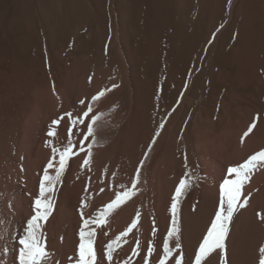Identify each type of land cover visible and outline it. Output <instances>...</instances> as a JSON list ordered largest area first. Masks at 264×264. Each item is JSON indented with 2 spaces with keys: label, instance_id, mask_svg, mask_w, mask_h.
I'll use <instances>...</instances> for the list:
<instances>
[{
  "label": "bare ground",
  "instance_id": "1",
  "mask_svg": "<svg viewBox=\"0 0 264 264\" xmlns=\"http://www.w3.org/2000/svg\"><path fill=\"white\" fill-rule=\"evenodd\" d=\"M243 53L247 57L246 75L217 78L190 113L183 133L177 129L179 114L159 118L152 104L146 102L149 96L144 105H139L141 95L129 93V107L121 111L114 105L110 92L93 102L92 97L97 94L86 91L79 77L66 75L69 78L64 81L46 82L34 91V70L30 66L19 62L0 69V264H18L19 237L24 235L27 219L34 214L32 203L39 194V181L52 159L46 141L61 150L67 142L68 118L65 116L58 125H51L52 120L66 112L74 118L82 116L89 103L92 112L83 117L84 123L72 128L73 151L79 154L69 158L52 193V211L42 222L46 247L51 253L49 264H68L67 258L75 255L79 243L81 211L84 218L95 217L97 210L114 198L120 185L130 187L137 167L140 173L136 194L107 217V223L89 225L95 229L98 264H109L104 256L105 246L128 227L137 210L141 213L137 229L113 253L112 264H145L149 241L155 251L148 264H159L163 238L171 223V197L185 172L190 173L191 185L180 198L177 218L183 262L192 264L219 204V186L227 169L264 149V69L261 74L251 70L246 46ZM98 114L102 115L94 125L95 142L93 137L85 140L87 123ZM254 120L255 127L241 142ZM50 125L55 130L54 137L47 135ZM157 130L160 134L149 151L148 145ZM81 140L84 151H80ZM89 143L93 145L90 166L82 169ZM49 174H55L54 168L49 169ZM245 196L248 203L235 214L225 241L228 264H258V249L264 243V220L257 216L264 215V167H258L244 185L241 201ZM82 200L86 205L83 209ZM137 238L139 255H134ZM174 243L171 241L170 246ZM212 256L205 264H219L217 253ZM166 264H175L174 258Z\"/></svg>",
  "mask_w": 264,
  "mask_h": 264
},
{
  "label": "rangeland",
  "instance_id": "2",
  "mask_svg": "<svg viewBox=\"0 0 264 264\" xmlns=\"http://www.w3.org/2000/svg\"><path fill=\"white\" fill-rule=\"evenodd\" d=\"M245 46L261 74L264 0H0V69L30 66L34 91L79 77L121 111L139 94L178 133L217 78L246 75Z\"/></svg>",
  "mask_w": 264,
  "mask_h": 264
},
{
  "label": "snow or ice",
  "instance_id": "3",
  "mask_svg": "<svg viewBox=\"0 0 264 264\" xmlns=\"http://www.w3.org/2000/svg\"><path fill=\"white\" fill-rule=\"evenodd\" d=\"M115 87V86H114ZM104 95V91H100L97 95L92 97V101L95 102ZM84 104V101H80ZM92 112V104L89 103L87 111L83 112L82 116L73 117L70 112L64 113L59 119H54L51 125H58L61 120L66 116L69 121L68 128V139L63 149H58L53 146L51 141H46V146L51 147L52 159L49 160L43 171V176L39 181V194L32 203L33 215L26 221L24 235L19 237V253H18V264H49L51 253L46 247V238L42 232V222L46 221L50 215L54 200L52 193L55 191L56 184L61 180V177L68 165V160L71 156L78 155V152H74L75 147L73 142L72 128L76 124L84 123L83 117H87ZM100 115H93L91 121L87 123V133L84 134V139L94 137V125L100 119ZM256 121L248 127L247 131L244 132L241 137L243 142L244 137L248 136L255 127ZM47 135L49 137L55 136V130L51 128ZM164 124L161 123L159 128L162 129ZM160 132L157 130L155 135L152 137V143L148 145L149 151L151 150L152 144L156 142V137L159 136ZM80 151H84L83 140L80 142ZM92 143L87 145V154L83 159L81 168L90 166L91 148ZM148 153L145 152L144 156L147 158ZM59 157L56 159V157ZM55 160V165L53 163ZM143 160L140 161L142 166ZM185 167L187 168V157L185 156ZM258 167H264V149L250 155L242 163L231 166L227 169V176L223 179V182L219 186V204L214 210V216L211 218L210 225L207 227L206 234L203 235L202 240L199 242L198 248L195 250L194 260L192 264H205L206 261L213 259L212 254L217 253L219 264H228L226 260V238L229 233V226L233 222V218L236 213L241 209L245 208L248 203V197L245 196L241 201L242 189L245 184L251 179V176L258 169ZM54 168V175L49 174V169ZM23 170V169H21ZM140 167L136 169V176L131 179L130 187L120 185L119 189L115 191L114 198L107 204L103 205L97 210L95 217L84 218L83 212L81 211V219L83 223L79 229V243L77 245L75 255L67 258L68 264H98L97 255L94 250L95 240V229L89 228L90 224L97 226L107 223V217H109L115 210L119 209L124 205L132 196L136 194L137 184L139 180ZM115 175V173H113ZM191 185L190 173L185 172L184 175L179 179L175 186L174 193L171 197V223L167 229V234L163 238L162 254L159 256V264H166L170 259L174 258L175 264H184L183 252L180 251L181 243L179 237V226H178V204L180 198L185 194L188 187ZM87 191V187L85 189ZM104 191L103 188L100 189ZM250 195V194H249ZM85 203L81 201V209L85 207ZM140 211L137 210L135 218L132 219L128 227L120 232L113 240L109 241L105 246L104 256L106 257L109 264L113 262V253L116 249L120 248L122 244L127 243L126 237L129 233H132L134 229H137L138 221L140 218ZM262 220L264 215L257 213ZM156 229L153 227V235L155 236ZM107 235V233H105ZM175 241L174 246H170L171 241ZM135 247L132 249L134 255H139L140 241L137 238L135 241ZM218 250V252H217ZM155 251L152 241H149L147 248V255L144 257L145 264H148V258ZM174 253H179L174 256ZM258 264H264V243L259 246L258 249ZM59 264V261H57ZM124 264H128V261H124Z\"/></svg>",
  "mask_w": 264,
  "mask_h": 264
}]
</instances>
